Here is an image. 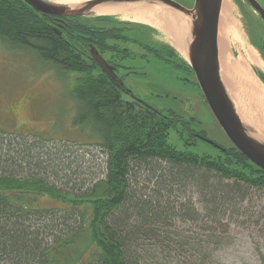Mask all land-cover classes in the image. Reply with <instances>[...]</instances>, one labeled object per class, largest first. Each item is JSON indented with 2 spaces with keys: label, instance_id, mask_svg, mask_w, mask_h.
<instances>
[{
  "label": "trees",
  "instance_id": "1",
  "mask_svg": "<svg viewBox=\"0 0 264 264\" xmlns=\"http://www.w3.org/2000/svg\"><path fill=\"white\" fill-rule=\"evenodd\" d=\"M236 1L252 21L242 0ZM112 19L60 17L36 11L24 0H0V41L13 49L33 51L63 75L77 74L71 91L77 109L74 123L108 153L103 176L88 185L66 187L51 179V174L59 178V168L66 166L59 153L44 145L37 155L32 151L47 139L24 138L19 141L22 147L11 148L0 132V264H54L60 251L83 235L91 240L90 259L73 264H140L139 249L159 240L169 221L180 215L175 212L178 200L163 204L161 195L145 196L134 188L131 179L142 170L169 195L176 187L197 186L207 205L217 210L235 202L243 188L264 192V170L233 143L218 149L217 155L191 151L201 140L198 133L206 137L203 131L136 95L123 76L120 83L102 70L92 48L117 68L121 67L117 57L128 55L118 43L121 29L99 25ZM259 39L264 56V34ZM163 48L167 51L151 50L194 73L175 49ZM172 131L184 150L171 143ZM42 197L59 204L44 206ZM179 246L187 251L184 243Z\"/></svg>",
  "mask_w": 264,
  "mask_h": 264
},
{
  "label": "rangeland",
  "instance_id": "2",
  "mask_svg": "<svg viewBox=\"0 0 264 264\" xmlns=\"http://www.w3.org/2000/svg\"><path fill=\"white\" fill-rule=\"evenodd\" d=\"M180 1L188 6L194 3V0ZM242 2L252 21L244 15L237 1L232 0L233 29L225 38L226 55L247 68L248 74L243 76L247 87L243 84L241 87L249 93V80L264 89L261 77L264 56L259 39L264 34V20L247 1ZM258 2L264 8V0ZM117 20L115 18L99 25L121 29L117 32L121 38L118 41L120 48L128 47L134 51L125 58L118 56L116 61L121 65L119 74L126 78L127 86L158 108L173 111L190 120L192 128L203 131L206 138L221 147H228L232 142L215 118L195 73L188 68L177 67L151 51V45L155 48L169 45L184 57L173 44L172 37L157 29L130 32L129 28L123 29ZM250 52L262 61V66L250 59ZM108 55L112 53L108 52ZM62 72L33 51L13 49L0 41V132L6 134L7 146L11 148L22 147L19 141L25 139L27 142L39 137L47 139L32 151L37 155L42 150L41 145H44L46 149L59 153L66 166L59 168V178L51 174V179L66 187H79L104 175L108 153L102 146L93 144L86 129L74 123L77 109L71 91L77 74L63 75ZM257 121L255 125L259 126L258 129L264 127ZM170 138L178 149H185L174 131ZM218 149L201 139L190 150L198 154L217 155ZM131 180L139 193L151 197L161 195L163 204L178 200L175 212L180 214L169 221L159 240H150L144 250L139 249L140 264H264L262 190L243 188L236 193L235 202L217 210L215 206L207 205L206 197L197 186L190 184L181 190L176 187L177 191L171 196L166 190L154 186L156 180L150 181L146 170L137 172V178L135 176ZM40 202L44 206L59 204L48 197L40 198ZM188 215H196V218L190 219ZM181 243H184L186 252L179 249ZM92 250L91 240L83 235L72 246L60 251L54 264L86 261L90 259Z\"/></svg>",
  "mask_w": 264,
  "mask_h": 264
},
{
  "label": "water",
  "instance_id": "3",
  "mask_svg": "<svg viewBox=\"0 0 264 264\" xmlns=\"http://www.w3.org/2000/svg\"><path fill=\"white\" fill-rule=\"evenodd\" d=\"M36 11L60 17H82L100 15L94 11L96 7H114L126 4L130 9L150 6L164 7L163 2L147 0H83L81 3L69 5L57 0H24ZM264 20V8L258 0H247ZM173 8L183 16L187 29L184 34L187 57H184L195 72L215 118L229 140L253 163L264 170V127L245 121L225 84L219 44L220 19L223 0H195L189 9L171 1ZM92 57L102 70L117 82L122 78L115 67L96 49H91ZM207 143L223 149L216 142L197 134Z\"/></svg>",
  "mask_w": 264,
  "mask_h": 264
},
{
  "label": "bare ground",
  "instance_id": "4",
  "mask_svg": "<svg viewBox=\"0 0 264 264\" xmlns=\"http://www.w3.org/2000/svg\"><path fill=\"white\" fill-rule=\"evenodd\" d=\"M57 1L74 5L81 3L83 0ZM94 11L98 14L121 13L124 19H131L137 22L147 23L161 31L164 30L172 37L173 44L180 51L181 55L187 57L184 43V34L185 30L187 29V25H185L183 16L178 12H173L163 7L156 6L145 8L134 7L125 12H123L122 9L114 7H96L94 8ZM231 14L232 0H223L219 33L222 75L232 98L237 104L241 117L245 121L252 124H256V122H258L257 120L264 124V89L256 86L254 82L249 80L248 82L251 84V86L248 87L250 91L247 93L245 87H241L242 84L246 86L243 82V76H247V68L241 62L233 61L226 55L227 46L225 38L228 36L230 30L233 29ZM237 37L239 36L237 35ZM250 59L254 63L262 66V61L259 60L254 53L250 52ZM248 94H250V96ZM260 108L262 109V112L259 113L258 111ZM260 137L264 138L263 135H260Z\"/></svg>",
  "mask_w": 264,
  "mask_h": 264
},
{
  "label": "flooded vegetation",
  "instance_id": "5",
  "mask_svg": "<svg viewBox=\"0 0 264 264\" xmlns=\"http://www.w3.org/2000/svg\"><path fill=\"white\" fill-rule=\"evenodd\" d=\"M151 2V1H157V2H163V4H164V7L163 8H165V9H167V10H170V11H173V12H178V11H176V9L175 8H173V4H172V2L171 1H173V2H177V3H179V4H181V5H183V6H185V7H187V8H189V9H192L193 7H194V5H195V0H194V3L191 5V6H188V5H186L185 3H183V2H181L180 0H147V2ZM245 2H246V0H245ZM247 3L248 4H250L248 1H247ZM252 6V5H251ZM253 7V6H252ZM116 8H118V9H122L123 10V12H125V11H129L130 10V7H128V5H126V4H122V5H116ZM254 8V7H253ZM255 9V8H254ZM255 11H257L256 9H255ZM257 13H258V15H259V17H260V13L257 11ZM107 16H112L113 17V19H119V20H117V23L123 28V29H125V28H129L130 30V32H136V30L137 29H139L140 31H154V30H156L157 28L156 27H154V26H152V25H149V24H147V23H141V22H137V21H134V20H131V19H124V17L121 15V13H115V14H107ZM157 30H159V29H157ZM165 46V45H164ZM145 47H147V46H145ZM154 46L153 45H151V49L153 48ZM123 52H125L126 54H132L134 51L132 50H130L128 47H122V49H121ZM161 51L160 52H162V51H167V49H165V48H163V46L161 47V49H160ZM152 51V50H151ZM153 52V51H152ZM114 66V65H113ZM115 67V66H114ZM121 67H115V70H116V73L120 76V74H119V69H120Z\"/></svg>",
  "mask_w": 264,
  "mask_h": 264
}]
</instances>
